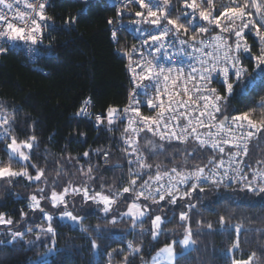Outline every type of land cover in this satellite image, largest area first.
I'll return each instance as SVG.
<instances>
[{"label": "trees", "instance_id": "trees-1", "mask_svg": "<svg viewBox=\"0 0 264 264\" xmlns=\"http://www.w3.org/2000/svg\"><path fill=\"white\" fill-rule=\"evenodd\" d=\"M227 3V0H215V8L219 10L221 4ZM84 8L80 0H51L52 28L39 46L49 51L51 57L41 58L33 65L22 54L11 52L0 56V115H7L10 120L15 118L12 134L18 140L32 135L37 138L31 150V164L44 170L40 181L16 177L9 183L0 179V213L13 221L11 225L0 224V264H39L53 240L56 254L46 258L49 264H109V253L112 264H120L122 257L114 250H124L127 254L129 241L141 247L143 257L129 255V260L133 264H148L159 248L172 240L179 241L188 226L192 229L194 248L177 264H233L234 260H246L253 251L257 253L256 264H264V203H255L264 198V192L242 187L205 186L203 192L190 191L189 197L177 199L175 205L167 203L168 198L159 204L139 200L148 205L151 216L142 224L138 222L135 228L130 219L96 211L85 215L82 223L87 231L75 229L56 217L52 220L55 236L42 231L48 222L38 209L29 207L32 195L47 197L53 188L59 193L69 184L87 186L90 194L95 190L114 195L128 184L125 154L118 134L109 126L95 130L91 122L75 117L87 98H91L95 112L105 113L109 106L121 109L130 90L126 63L120 55L123 48L112 42L107 23L114 17V10L101 0H91L87 13ZM69 19L75 23L66 24ZM259 45L256 42L252 46L255 53ZM263 94L264 88L250 95L237 92L225 106V115L253 110L251 118L259 120L264 116V108L258 104ZM146 140L162 148L150 151L152 145H147ZM9 142L0 141V160L5 162L9 159L5 145ZM138 147L147 157V163L153 165L151 170H144L143 179L154 175L157 165L163 173L205 160V153L199 156L200 152L191 146L164 144L148 134L140 137ZM260 161H264V133H260L249 149V166L264 170ZM12 164L17 170L24 166L15 160ZM89 167L92 179L81 172V168L87 172ZM27 170L30 175H36V168L29 166ZM41 188L43 193L39 191ZM71 196L81 197L82 193ZM133 199L124 193L115 206L125 209ZM189 204L195 206L189 210ZM181 212H187V221L180 220ZM155 215H164L166 221L162 227L164 234L158 240H152L149 234ZM221 216L225 218L224 226L219 224ZM113 218L117 223L111 222ZM209 223L212 228L207 227ZM234 225L241 226L239 234L232 228ZM28 228L32 231L28 232ZM17 231L25 235L13 241L11 233ZM237 236L239 247L233 250ZM92 239L99 248H92Z\"/></svg>", "mask_w": 264, "mask_h": 264}, {"label": "snow or ice", "instance_id": "snow-or-ice-1", "mask_svg": "<svg viewBox=\"0 0 264 264\" xmlns=\"http://www.w3.org/2000/svg\"><path fill=\"white\" fill-rule=\"evenodd\" d=\"M122 7L117 8V20L124 14V10L128 6L135 4L140 10L135 11L134 15L137 17L135 23H146L157 26V34L148 33L151 40L156 42L155 51L161 52L165 49L164 38L172 33V41L175 46L179 48L180 55H187L195 59L199 64V68L194 65H189V71L185 75L182 66H169L165 67L159 62L154 64L151 60L146 62L137 63L140 69L134 76V87L130 93L129 104L122 110L124 114H132L127 121V127L124 129L125 133L131 130L132 137H125L124 143L128 145L125 151L129 156L135 157L134 160H129V186L123 187L122 191H117L114 195L104 194L103 191L89 193L87 186L74 187L71 184L64 187L61 192L53 190L47 198L50 200L54 208L63 206L61 219L67 218L81 226L83 231L82 221L84 217L74 215L72 211L68 210V202L66 197L71 193L80 195L82 199L87 202L89 200L97 204H103V211L107 214L120 196L124 193L132 192L134 194L133 202L129 205L128 211L121 214L128 216L132 220V227L135 228L136 224L143 223L145 216H151L147 204L141 205L138 201L142 198L145 201H151L153 204H159L168 197L167 203L175 205L177 199H184L195 192L197 188L201 192L204 191L200 184L203 182H210L213 185H220L224 179L229 176L228 169L220 173L218 169L224 168L225 161L220 159L215 163L213 159L209 160V164H214L212 169H209V174L205 175V167H198L193 172H180L176 168L170 171L161 173L159 165L156 166L154 175L149 174L147 179H143L144 170H151L152 164L147 163V157L142 153L138 147L139 132L145 129L153 135H158L161 140H180L187 142L189 137H192L201 146L210 145L214 149H218L220 153L224 152L223 145H231L235 152H230V163L237 165L242 164V160L237 157L246 156L248 154V144L251 140L258 138V134L264 133V116L259 120L252 119V111L244 112L242 114L229 117L223 115L221 119H217V114L222 113V107L227 103V98L233 95V90L236 88L238 94L250 95L251 92L258 91L264 88V0H228L227 4H221L220 9L215 8V0H182V13L175 19L170 18L169 13L172 10L171 0H120ZM23 3L25 10L21 11L19 5ZM80 3L85 5L84 13H87L91 6V0H80ZM47 0H0V40L5 44L9 41H25L30 42L32 45L42 43L44 29L49 27L48 21L52 18L46 14ZM8 13H11V18ZM82 13V14H84ZM183 19L185 22H181ZM165 22L163 28H159L161 21ZM14 21H18L14 22ZM207 22L208 26H201L198 22ZM66 24H74V19H69ZM109 25H114L116 21L108 19ZM192 29L189 35V29ZM210 28L219 29L218 34L211 37L212 43L208 45L203 38L198 39V36H203L210 31ZM249 31L259 38L260 53L259 55L252 56L254 61L253 72L250 74L248 69L241 61L242 54H251V47L247 43L245 32ZM183 33L188 36V39H180ZM227 33L228 37L223 34ZM112 39H117V30L112 29ZM232 43L228 40L233 38ZM191 41V42H190ZM148 41L145 40L144 43ZM173 43L168 46L173 47ZM210 49V50H208ZM8 51L7 47H0V54ZM135 51V48H133ZM141 55H143L141 53ZM166 60L171 61V56L165 51L163 53ZM159 58H157L158 60ZM135 71V70H133ZM221 77V84L223 94L215 87H210L213 79ZM147 80L148 83H142ZM180 81L182 93L187 95L191 91V95H187V99L178 98L180 93H174L171 90L172 85H176ZM191 81H196L192 89L186 85ZM141 89L143 95L148 97L146 104L150 109L157 110L155 116H143L139 107L140 101L136 98V89ZM149 90L155 93L154 96H149ZM167 94V100L163 98ZM91 104V98L85 99L78 111L77 115H89L87 107ZM259 106L264 108V98H261ZM183 109V111H181ZM121 110L109 106L106 110V116L97 115L95 117L98 123H103L107 120L108 125H112L116 119H119ZM183 118L186 122L181 125L180 120ZM14 117L10 120L7 115H0V140L10 141L6 143L5 149L8 153V162L0 160V179L11 182L12 178L26 177L30 181H40L44 176V170L37 168L35 164H31V150L37 142V138L32 135L24 140H18L12 134V127ZM133 125H136L133 127ZM199 128L207 129L203 134L198 132ZM215 129V131H213ZM221 133L226 134L227 138L220 139ZM135 137V139L133 138ZM147 145H152L150 151L156 148H162V145H153L151 140H146ZM131 149V151H129ZM99 151V150H97ZM105 153V158H107ZM84 156L87 157L88 153L85 152ZM24 165L20 169L13 168L12 161ZM258 163H264L260 161ZM135 169H132V165ZM36 168V175L32 176L28 172V167ZM92 169L88 168L84 175H88L89 179ZM234 175L231 179L237 177L244 181V187L253 192H264V184H255L257 179L264 181V172L258 169L253 170V179L248 180L247 174L243 173V169L236 167ZM165 177L167 180L165 181ZM195 179V183L190 185L191 192H180L179 185H187L188 181ZM142 182L137 185V181ZM47 181H45L46 183ZM43 193L44 189H39ZM44 196L39 198L36 195L30 197L31 203L29 207L32 210H39L48 222V227L42 229L43 232L51 233L55 236V229L52 227L53 215L44 211L40 205V201ZM195 205L189 204V210ZM180 220L187 221L189 219L187 212L180 213ZM113 224L117 223V219L113 218ZM166 221L162 219L161 215H155L152 218V228L150 235L152 240L164 234L161 225ZM13 221L6 219L4 213H0V224L11 225ZM221 226L225 225V218L223 216L219 219ZM208 228H212L209 223ZM235 232H240V225L232 226ZM28 232L32 229L28 228ZM100 231L99 227L96 229ZM24 232L11 233L12 240L15 241L17 237L23 238ZM39 239V237H37ZM195 244L192 239V229L188 226L185 229V235L182 240H172L165 244L163 247L156 251V254L151 257V264H177V262L185 255L186 251ZM180 245L181 251H176V246ZM93 249L99 248L95 239L91 240ZM234 248L239 247V238L237 236ZM117 256H121L120 264H133L129 260V255L136 257L141 256V247L134 246L131 241L127 244V254L124 250H114ZM55 242H51V247L45 253V259L39 264H49L46 259L49 256H55ZM109 264H112V253L108 254ZM141 259L143 257L141 256ZM257 253L251 252L246 260H234L233 264H256ZM36 264V262H33Z\"/></svg>", "mask_w": 264, "mask_h": 264}, {"label": "built area", "instance_id": "built-area-1", "mask_svg": "<svg viewBox=\"0 0 264 264\" xmlns=\"http://www.w3.org/2000/svg\"><path fill=\"white\" fill-rule=\"evenodd\" d=\"M101 1H104L115 12L114 17L112 19L114 21H116V23H114V25H109V30H110V34H111L113 28H115L117 30V39L114 41L112 39V35H111V39L115 45L119 44L123 48L120 55H121V58L126 63L127 73L129 76V81H130L129 96H128V100H127L126 105L120 109L121 112L119 114V119H116L112 125H108L107 120H104L103 123H98L96 121L95 117L97 115L106 116L107 113L106 112L105 113L95 112L92 100H91V104L87 107V111H88L89 115H87V116L77 115L78 111L80 110V108L82 106L81 105L79 107V109L77 110L75 117L78 120L91 122L92 125L94 126L95 130H101V129H104L105 127L109 126L116 134H118V137H119L121 145H122V149H123L124 154H125V162H126V166H127L126 171H127L128 182H129V170H130L129 160H134L135 157L129 156L128 153L125 151V149L128 148V145H126L124 143V138L125 137H132V133H131V130H129L127 133H125L124 129L127 127L128 118L132 114H124L122 110L129 104L130 93L132 92L133 87H134V76L136 73H138L140 71V69L137 67V63L146 62L148 60H151L154 64L159 62L161 65H163L165 67L182 66L184 68L185 75L189 71L188 66L190 64L196 66L197 68H199V64L197 63V61L195 59H192L187 55H180L179 54V48L176 47L174 42L172 41V35H173L172 33H169V36L164 38L165 49H162L161 52H156L155 51L156 42H153L151 40L148 33L157 34V26L146 24V23H141V24L135 23V21L137 20V17H135L134 12L140 10L135 4L129 5L128 9L124 10V14L119 18V20H117V8L122 7L120 0H101ZM47 5L48 6L46 7L45 11H46V14L49 16V10L51 7V0H47ZM19 7H20L21 11L25 10L23 3H21L19 5ZM171 7H172V10L169 13L170 18L175 19L177 16H181L182 0H171ZM8 15L11 18L12 14L8 13ZM14 22L18 23V21H14ZM181 22L183 23L185 21L183 19H181ZM198 23L201 26H208L207 22H204V21H199ZM48 24L50 26L46 27L44 29V35H43L42 43H37L35 45H32L30 42L18 40V41H9L7 44H5V42L3 40H0V47H7L8 48V51L4 54H0V56H3L5 54L11 53V52H14L17 54H22L24 56V58L29 60L33 65L38 63V61L41 58L51 57L52 55L49 51H44L43 49L39 48V46L43 45L44 40L46 39V37L49 34L50 29L52 28V21L51 20L48 21ZM164 26H165V22L162 20L159 28H163ZM191 32H192V29L190 28L189 29V35L191 34ZM218 32H219V29L210 28V31L208 33L203 34L202 37L198 36V39L203 38L205 40V43H207L208 45H211V43H212L211 37L218 34ZM223 35L225 37H228L227 33H224ZM245 35H246L247 43L251 47V54H242L241 61H242L243 65L248 69L249 73L254 75L255 74L253 72L254 61L251 57L259 55L260 45L258 46L259 48L256 50V53L253 51L252 46L255 45L256 42H259V38L255 37L253 33L249 32L247 30L245 32ZM179 38L180 39H188L189 37L184 35L183 33H181ZM233 39H234V37L230 38L228 40V42L232 43ZM145 40H147L148 42L144 43ZM251 42H253V43H251ZM170 43H173L174 46L169 47L168 45ZM133 48H135V51H133ZM208 50H210V49H208ZM165 51L167 52V54L169 56H171V61H168L165 59V57L163 55V53ZM141 53L143 55H141ZM157 58H159V59L157 60ZM35 69L37 70L38 67L36 66ZM133 70H135V71H133ZM221 79H222L221 77H216L215 79H213L212 83L210 84V87H215L219 92H221L223 94ZM142 83L147 84L148 81L145 80ZM195 83H196V81H191L186 86L189 89H192L193 84H195ZM179 85H180V81H177L176 85H172L171 90L174 93H180L181 94V96L178 98H183L186 100L187 95H191V91L187 95H185L182 93V89ZM136 92H137L136 98L139 99L140 103H139V105H133V107H139L140 112L143 116H155L157 110L150 109L146 104V100L148 99V97L143 95L141 89H139V88L136 89ZM237 92H238V90L236 88H234L232 96L236 95ZM154 95H155V93L152 92L151 90H149V96H154ZM232 96L227 98V103H229V100ZM163 98L166 101L167 100V94H164ZM261 98H264V94L260 97L258 104H260ZM227 103L223 105L222 113L217 114L218 120L221 119L223 115H225L224 110H225V106L227 105ZM181 111H183V109H181ZM236 115H239V114H233L231 116H229V115H227V116L232 117V116H236ZM185 122L186 121L183 118H181V120H180L181 125H183ZM135 126L136 125H133V127H135ZM2 131H3V129L0 128V132H2ZM206 131H207V129L198 127L199 133L203 134ZM213 131H215V129H213ZM145 134H148V135H151V136L158 138L160 140V142H162L164 144H173V145H177L180 147L191 146V148H193L195 150V152L196 151L200 152L199 156H201L203 153H205L204 162L195 163L193 165H190L188 168L178 170L180 172H184V173L193 172L198 167H205L206 166L205 167V175H207V174H209V169H212L215 166V163H218L220 159H223L225 161L224 168L218 169V171L220 173H223V171L225 169H228L229 176L226 177L224 179L223 183H221L218 186L213 185L210 182H203L200 184V187L206 186V187H214V188H218V189L219 188H222V189L228 188L229 189V188H237V187L245 188L243 186L245 183L244 181H241L238 177L236 179L230 178L235 174L234 169L236 167H240L243 169V173L247 174L248 180L253 179V169L248 164V156H249L250 147L258 138H255L249 142L248 154L246 156L237 157V159L242 160L243 163L237 165L236 163L233 162L231 168H229V163H230L229 153L235 152L237 150L234 147H232L231 145H223L222 144L221 146H223L225 150L223 153H220L218 149H214L210 145L201 146L192 137H189L186 143L182 142L180 140H175V139H172L170 141L161 140L158 135H153L152 133L148 132L146 129L144 131L139 132L138 140L140 139V137L142 135H145ZM259 135L260 134H258V137H259ZM133 138L135 139V137H133ZM224 138H227L226 134L221 133L220 139H224ZM129 151H131V149H129ZM210 159H213L215 163L209 164ZM133 165L131 167L134 170ZM167 171H170V170H167ZM259 171L264 172V170H259ZM166 180H167V178L165 177V181ZM192 183H195L194 178L189 180L187 185H179L180 192H184V191L190 192L191 191L190 185ZM255 184H264V181L257 179L254 182V186H255ZM127 186H129V184H127ZM197 189H199V188H197ZM126 194H129L132 197H134V194L132 192H129ZM167 198L168 197H166L165 199H167ZM140 200H143V199L141 198Z\"/></svg>", "mask_w": 264, "mask_h": 264}, {"label": "rangeland", "instance_id": "rangeland-1", "mask_svg": "<svg viewBox=\"0 0 264 264\" xmlns=\"http://www.w3.org/2000/svg\"><path fill=\"white\" fill-rule=\"evenodd\" d=\"M89 193H90V192H89ZM36 196H37V195H36ZM43 196H44V195H43ZM48 196H50V194H49ZM48 196H47V197H48ZM44 197H45V198L42 199V200L40 201V205H41V207L44 209L45 212H47V213L53 215V219L56 217V218H58L59 220H61V221H63V222H66V223L71 224V226H72L73 228H75V229H81V226H80L79 224H77V223H75V222H72V221L68 220L67 218H63V219H61V213H62L63 209L61 210L60 208H61V207L63 208V206H60V207L54 208V207L52 206L50 200H49L46 196H44ZM66 200H67V202H68V210L72 211L74 215H79V216L84 217V219H85V215H87V214H89V213H91V212H96V211L102 213L103 215H108V214L114 213V214H117V215H119V216L121 217V214H122V213H126V212L128 211V207H129V205L132 203V202H131L130 204H128V205L126 206L125 209H123V208H120V207H116V206H115V204L117 203V201H116L113 205H111V210H110L107 214H105V212L103 211V208H104V205H103V204H97V203H94V202L91 201V200L85 202V201L82 199V196L76 198V197H74V196H71V193H70V194L66 197ZM256 202H263V203H264V198H262V199L259 200V201H255V203H256ZM30 203H31V202H30ZM138 203L141 204L142 206L145 205V203L142 202V201H138ZM56 213H57V215L54 216V214H56ZM147 217H148V216H145V217L143 218V220L146 219ZM161 217H162V219L165 220L164 215H161ZM123 218H127V219H130V220H131V218L128 217V216H123ZM84 219H83V220H84ZM82 222H83V221H82ZM82 222H81V223H82ZM163 225H164V223L161 225V229H162ZM82 226H83V223H82ZM232 228H233V227H232ZM233 229H234V228H233ZM241 230H242V228H240V232H241ZM240 232H239V233H240ZM239 233H238V234H239ZM184 235H185V232H184V234H183V236H182V238H181L180 240H182V239L184 238ZM5 237H6L5 235H2V238H5ZM178 248H180V250H179ZM193 248H194V245H192L191 248H190L189 250L186 251V253L189 252V251H191ZM236 249H237V248H233V250H236ZM176 251H177L178 253L181 251V247H180V245H179V246H176Z\"/></svg>", "mask_w": 264, "mask_h": 264}, {"label": "crops", "instance_id": "crops-1", "mask_svg": "<svg viewBox=\"0 0 264 264\" xmlns=\"http://www.w3.org/2000/svg\"><path fill=\"white\" fill-rule=\"evenodd\" d=\"M148 264H151V262H150V263H148Z\"/></svg>", "mask_w": 264, "mask_h": 264}, {"label": "bare ground", "instance_id": "bare-ground-1", "mask_svg": "<svg viewBox=\"0 0 264 264\" xmlns=\"http://www.w3.org/2000/svg\"><path fill=\"white\" fill-rule=\"evenodd\" d=\"M129 81V80H128Z\"/></svg>", "mask_w": 264, "mask_h": 264}]
</instances>
